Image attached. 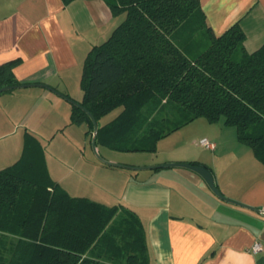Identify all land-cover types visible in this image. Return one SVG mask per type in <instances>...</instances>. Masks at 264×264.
<instances>
[{
    "label": "crops",
    "instance_id": "obj_1",
    "mask_svg": "<svg viewBox=\"0 0 264 264\" xmlns=\"http://www.w3.org/2000/svg\"><path fill=\"white\" fill-rule=\"evenodd\" d=\"M199 1L217 36L239 23L247 51L263 47L264 0ZM115 2L0 0V66L19 61L13 72L20 83L0 94V165L16 164L26 134L32 135L43 150L52 180L70 196L125 206L139 216L147 232L149 264H264V164L232 127L221 121L213 134L206 132L214 150L201 144L206 137L195 143L192 123L159 141L156 153L96 146L105 160L124 166L115 167L94 155L95 133L87 135L86 124H72V102L83 99L81 83L89 52L126 19L125 13L114 15L109 3ZM119 110L103 123L105 116L100 125L113 121ZM83 126L85 132L79 130ZM57 147L65 157L52 161L47 150ZM133 157L151 161L136 164L130 161ZM191 162L213 170L226 200L191 169H133ZM256 242L262 250L253 254L250 248Z\"/></svg>",
    "mask_w": 264,
    "mask_h": 264
},
{
    "label": "trees",
    "instance_id": "obj_2",
    "mask_svg": "<svg viewBox=\"0 0 264 264\" xmlns=\"http://www.w3.org/2000/svg\"><path fill=\"white\" fill-rule=\"evenodd\" d=\"M73 0H64L68 5ZM126 19L89 52L72 124L96 146L156 153L158 143L199 118L236 127L264 164V45L249 53L238 23L217 36L199 0H116ZM0 66V89L18 87ZM110 123L100 121L115 110ZM191 165L213 170L201 163ZM146 228L125 206L69 195L52 180L43 150L26 134L22 158L0 170V264H149Z\"/></svg>",
    "mask_w": 264,
    "mask_h": 264
},
{
    "label": "rangeland",
    "instance_id": "obj_3",
    "mask_svg": "<svg viewBox=\"0 0 264 264\" xmlns=\"http://www.w3.org/2000/svg\"><path fill=\"white\" fill-rule=\"evenodd\" d=\"M119 111H120L119 109L115 110L114 112H112L111 114L106 116V118L103 120V123H106V122L112 120L118 114ZM192 124H194V125H192L193 126L192 129L194 131H193V133L190 136H191V138H195L196 139V141L195 140L194 141H195V143H198V145H199L200 140L203 139L204 137H206L209 140L208 136H206V132L213 131L212 132V134H213L215 132V129L219 126L218 123H210L209 120L206 119V118L196 119L195 121L192 122ZM209 126H212L213 128H210ZM75 128H77V127H75ZM232 128L236 131V134H237L238 131H237L236 127H232ZM79 130H84V132H85L86 131V127H84V126L83 127H79ZM33 135H43V134L34 133ZM44 135H49V134H44ZM89 143H90V140L86 139V144H87L88 148L91 147V145H89ZM58 145H59V141L54 146H58ZM92 151L94 152V155L97 156V154H95L94 148H93ZM47 154L49 155V157H51L52 161L53 160L61 161L65 157V156H63V151L59 147L50 148V149L48 148ZM162 154H163V151L160 152L159 156H162L160 159L163 158ZM99 155L104 159V157L102 156L101 153ZM134 156H139V155H134ZM143 156H145V155H143ZM155 156H157V155H155ZM133 158H135V159H132L130 161H132L133 163H136V164L140 163V164L145 165L146 163L151 161V159L150 160L148 158L146 159V157H144V158L142 157V159H138L140 157H138V158L133 157ZM9 166H10L9 164L0 165V169H5V168H7ZM140 167H152V166H140Z\"/></svg>",
    "mask_w": 264,
    "mask_h": 264
},
{
    "label": "water",
    "instance_id": "obj_4",
    "mask_svg": "<svg viewBox=\"0 0 264 264\" xmlns=\"http://www.w3.org/2000/svg\"><path fill=\"white\" fill-rule=\"evenodd\" d=\"M20 87H26V86H20ZM13 88H16V87H5V88H1L0 89V94L8 91V90H11ZM73 104L81 107L85 112H87V114L91 117L92 119V122L94 124V130H95V133L97 132L98 128H99V125H98V122L96 121V119L92 116V114L90 112H88L85 108H83L79 103H76V102H72ZM93 148L97 154V157L99 158L100 161H102L104 164H107V165H110V166H115V167H124L122 165H119V164H115V163H112V162H109L105 159H103L97 152L96 150V142L95 140H93ZM184 167V168H188V169H191L195 172H197L198 174H200L208 183V185L210 186V188L213 190V192L218 195L220 198L226 200V198L222 195V193L220 192V190L218 189L217 185H216V182H215V178L214 176L212 175V173L206 169L205 167H202V166H194V165H191L190 163H182V164H177V163H168V164H163V165H158V166H152V167H138V168H133V169H136V170H157V169H167V168H173V167Z\"/></svg>",
    "mask_w": 264,
    "mask_h": 264
},
{
    "label": "built area",
    "instance_id": "obj_5",
    "mask_svg": "<svg viewBox=\"0 0 264 264\" xmlns=\"http://www.w3.org/2000/svg\"><path fill=\"white\" fill-rule=\"evenodd\" d=\"M201 144H202L204 147L208 148V149H213V150H214L215 147H216L214 143L210 142V141L207 140V139H203V140L201 141ZM263 214H264V212H263ZM261 250H262V244L259 243V242H256V243L250 248V252L253 253V254H257V253H259Z\"/></svg>",
    "mask_w": 264,
    "mask_h": 264
}]
</instances>
